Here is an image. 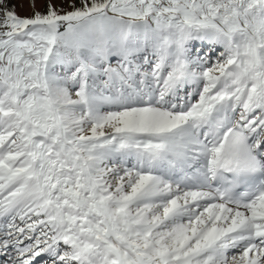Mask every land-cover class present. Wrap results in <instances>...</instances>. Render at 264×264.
<instances>
[{"label": "snow or ice", "instance_id": "6c2138e0", "mask_svg": "<svg viewBox=\"0 0 264 264\" xmlns=\"http://www.w3.org/2000/svg\"><path fill=\"white\" fill-rule=\"evenodd\" d=\"M0 264H264V0H0Z\"/></svg>", "mask_w": 264, "mask_h": 264}, {"label": "rangeland", "instance_id": "374dc122", "mask_svg": "<svg viewBox=\"0 0 264 264\" xmlns=\"http://www.w3.org/2000/svg\"><path fill=\"white\" fill-rule=\"evenodd\" d=\"M18 11L19 12H21V14H26V8H23V9H21V8H18Z\"/></svg>", "mask_w": 264, "mask_h": 264}]
</instances>
